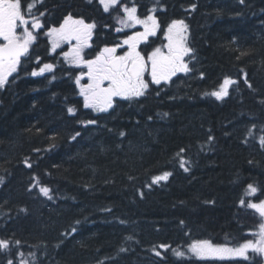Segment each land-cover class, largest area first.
<instances>
[{"label": "trees", "instance_id": "1", "mask_svg": "<svg viewBox=\"0 0 264 264\" xmlns=\"http://www.w3.org/2000/svg\"><path fill=\"white\" fill-rule=\"evenodd\" d=\"M35 3L45 28L0 89V238L20 240L30 264L29 253L34 264H263L253 252L247 260L200 259L187 245L209 239L233 246L258 231V217L239 200L249 183L264 189V0H135L141 16L155 7L161 25L141 50L161 46L168 23L183 19L193 71L149 84L142 97L116 98L107 112L83 107L75 77L86 69L64 60L67 45L53 53L44 33L69 13L95 21L85 50L91 58L134 28L116 32L115 13H104L98 0ZM44 63L54 70L33 77ZM225 76L237 81L229 95L207 94ZM180 148L188 172L179 167ZM164 171L169 179L149 187ZM161 243L186 254L157 248L158 257L152 249ZM15 252H0V264Z\"/></svg>", "mask_w": 264, "mask_h": 264}, {"label": "snow or ice", "instance_id": "2", "mask_svg": "<svg viewBox=\"0 0 264 264\" xmlns=\"http://www.w3.org/2000/svg\"><path fill=\"white\" fill-rule=\"evenodd\" d=\"M87 2L93 4L96 0H87ZM98 6L102 7L104 13L110 15L115 13L113 18L119 25L115 28L116 32H123L125 29H133L137 26H140L142 31H134L112 46L105 45L95 51L91 58H88L85 50L92 47L91 41L97 26L95 21L89 22L83 16H74L69 13L58 27H49L44 33L53 53L63 45H67L68 50L62 52L64 60L71 66L86 69L75 77L79 95L83 97L84 108L95 112H107L113 107L116 98L130 100L142 97L146 94L149 84H167L178 73L188 74L193 71L189 64L194 59L192 56L194 50L188 45V25L183 19L171 20L163 31V38L166 42L152 48L150 52H144L141 50V45L149 46V38L156 37L161 30L160 22L153 14L156 8L153 7L147 14L141 16L138 14V5L135 0H98ZM35 7V0L28 3H24L23 0H0V89L5 88L10 82L9 78L18 72L22 58L28 57L39 32L45 28V22L41 19L45 13L40 12L36 15ZM192 8L194 9L195 5H192ZM121 49L124 50L119 53ZM186 57L189 59L186 60ZM37 63H39V57H37ZM53 70V64L44 63L38 69H34L31 75L33 77L42 76ZM146 75L150 76V80L145 78ZM203 76L204 74L200 73L201 79ZM85 78L87 82L81 83ZM245 82L247 83V80ZM236 83V80L225 76L218 88L207 94L217 100H222L229 95L231 86ZM248 86L251 87L250 84ZM67 112L74 114L75 109L68 107ZM86 123L92 125L97 121L88 120ZM252 127L255 128V125ZM251 134L249 130V135ZM79 135V132L75 133L72 139L75 140ZM120 135L123 136L124 133L121 132ZM208 139L211 141L213 137L209 136ZM259 142L261 146H264V136H261ZM184 152L185 149L180 148L177 154L179 167L188 172L189 162L181 155ZM27 166L32 167L31 164ZM171 175L170 171L155 175L148 186L167 181ZM33 179L37 180L39 193L51 200V189L40 185L35 176ZM31 190L30 188L29 191ZM258 193L264 194V189L249 183L239 200L241 207L252 210L258 217V231L249 233L255 239L237 241L233 246L216 244L209 239H192L187 245V252L200 259L242 257L247 260L249 251L264 255V199L258 198ZM248 197H257V199L253 201ZM75 231L76 229L72 228V232ZM13 248L16 249L15 257L19 259L15 257L8 259L7 264H30L25 258V253L20 251V240L0 238V252H11ZM157 248L165 251L171 249L178 257L186 254L185 251L172 249L170 244L161 243L152 249L158 257L162 254ZM124 250L121 249V251ZM28 255L33 257L32 264H34L35 253Z\"/></svg>", "mask_w": 264, "mask_h": 264}, {"label": "rangeland", "instance_id": "3", "mask_svg": "<svg viewBox=\"0 0 264 264\" xmlns=\"http://www.w3.org/2000/svg\"><path fill=\"white\" fill-rule=\"evenodd\" d=\"M134 31H142V28H141L140 26H137L136 28H134V30H133L132 32H134ZM132 32H131V34H132ZM150 38H151V37H150ZM150 38H149V39H150ZM187 58H188V57H186V60H187ZM86 82H87V80L84 79V80H82L81 83H86ZM250 252H251V251L248 252V254H247L248 256H249V253H250ZM263 257H264V255H263ZM226 258H230V259H231V258H242V257H226Z\"/></svg>", "mask_w": 264, "mask_h": 264}, {"label": "flooded vegetation", "instance_id": "4", "mask_svg": "<svg viewBox=\"0 0 264 264\" xmlns=\"http://www.w3.org/2000/svg\"><path fill=\"white\" fill-rule=\"evenodd\" d=\"M29 19H31V18L29 17Z\"/></svg>", "mask_w": 264, "mask_h": 264}]
</instances>
